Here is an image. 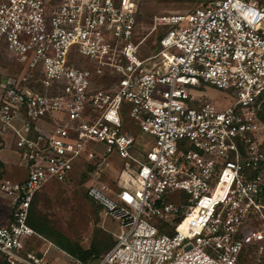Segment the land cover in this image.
I'll use <instances>...</instances> for the list:
<instances>
[{"label": "built area", "instance_id": "built-area-1", "mask_svg": "<svg viewBox=\"0 0 264 264\" xmlns=\"http://www.w3.org/2000/svg\"><path fill=\"white\" fill-rule=\"evenodd\" d=\"M138 1L0 0V48L24 65L0 71V148L11 142L26 171L0 176V264H44L27 250L35 193L110 153L134 174L86 195L118 222L116 241L69 264H264V0L156 15L144 57ZM206 84L230 103L207 100ZM138 131L154 138L147 152Z\"/></svg>", "mask_w": 264, "mask_h": 264}, {"label": "rangeland", "instance_id": "rangeland-1", "mask_svg": "<svg viewBox=\"0 0 264 264\" xmlns=\"http://www.w3.org/2000/svg\"><path fill=\"white\" fill-rule=\"evenodd\" d=\"M208 1L139 0L138 37L146 36L145 41L140 46V55L144 57L154 52L158 46L160 29H153L154 16L187 12ZM54 2L55 0H46V10ZM79 60L80 66L89 65L87 58L79 56ZM23 68L24 65L16 62L9 51L0 48L1 72H21ZM201 89L207 100L221 105V107H225L230 103L231 98L228 91L218 89L212 84H206ZM129 124L130 127L132 126V130L135 131V126L132 123ZM136 139L140 141L146 152L150 150L154 143V138L151 135L141 131L137 132ZM98 162L99 159L97 158L89 161V163L86 160L79 161L74 167L71 179L65 182H49L45 184L37 193L33 204V210L36 215L47 219L54 228L68 238L79 242L84 248L90 246L93 236L97 233L101 238L106 236L111 238L113 245L120 230L118 222L106 216L102 208L84 194L85 188L89 183L97 180L111 183L121 167L134 174L132 166L127 161L120 159L116 153L107 155L106 163L103 165L102 170L98 169ZM25 172L24 166H18L15 163L0 164V176L12 175L11 177H19L25 175ZM0 203L1 205L10 206V202L4 198H0ZM1 212H8L4 205L1 206ZM39 245H35L34 250L38 247L44 250V260L47 264H67L68 256L59 250L58 247L48 245L47 242H41ZM47 245L46 249L45 246ZM254 257L245 259L243 264H262L260 262L261 259L255 260Z\"/></svg>", "mask_w": 264, "mask_h": 264}, {"label": "trees", "instance_id": "trees-1", "mask_svg": "<svg viewBox=\"0 0 264 264\" xmlns=\"http://www.w3.org/2000/svg\"><path fill=\"white\" fill-rule=\"evenodd\" d=\"M205 4L206 3L201 4L200 6H203ZM157 49L158 46L154 51H156ZM261 118L264 121V114L261 116ZM84 194L86 195V188ZM34 201L35 199L33 198L29 207V215L27 220L28 223L34 228V230L38 234L51 241L53 244H55L61 250L65 251L67 254L77 257L82 261L93 262L97 260L100 256H102L111 247L113 242L111 238H108L107 236L101 238L98 236V233L93 236L90 246L88 248L82 247L79 242L68 238L62 232L54 228L47 219L36 215L33 210ZM244 261L245 260L240 262V264H243Z\"/></svg>", "mask_w": 264, "mask_h": 264}, {"label": "crops", "instance_id": "crops-1", "mask_svg": "<svg viewBox=\"0 0 264 264\" xmlns=\"http://www.w3.org/2000/svg\"><path fill=\"white\" fill-rule=\"evenodd\" d=\"M23 161L21 160L19 154L14 150V146L11 142H9L6 146H4L3 148H0V164H4V165H7L9 163H15L16 165L18 166H22ZM73 171L74 169L72 170L71 174L68 176V178L65 180H69L72 178V174H73ZM13 174V173H12ZM26 174V173H25ZM12 175H9L8 177L10 178H13V179H22L25 175L23 176H19V177H11ZM14 176V174H13ZM115 178V177H114ZM64 181V182H65ZM50 182H63V181H50ZM49 183V182H48ZM43 187V186H42ZM41 187V188H42ZM40 188V189H41ZM40 189L35 193V196H34V199L36 198V195L37 193L40 191ZM0 198H4V199H7L9 202V198H7L6 196L4 195H0ZM4 205V207H6V210L8 212L6 213H0V223H5L7 222L10 217H11V204L10 206H7L5 204H2ZM1 203H0V209H1ZM107 216V215H106ZM31 226V225H30ZM32 227V226H31ZM33 228V227H32ZM34 229V228H33ZM36 232V231H35ZM41 242H47L48 245H53V246H56L55 244H53L51 241L45 239L42 235L38 234L36 232V234L31 238L30 240V243L29 245L27 246V250L29 251H32L33 253H35L37 256H40L42 258V261L44 262V264H47L46 261L44 260V250L40 249V247H38L37 249L34 250V247L35 245H38L40 246L39 244ZM47 246H45V248L47 249ZM37 247V246H36ZM57 247V246H56ZM43 248V247H42ZM59 250H61L59 248ZM64 254H66L68 256V260H67V264H69L70 260L73 259V258H77V257H74V256H71L69 254H67L65 251L61 250ZM79 259V258H78Z\"/></svg>", "mask_w": 264, "mask_h": 264}]
</instances>
